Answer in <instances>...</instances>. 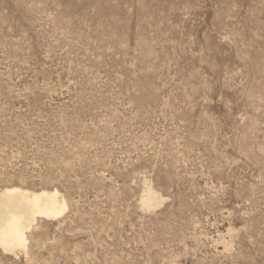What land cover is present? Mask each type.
I'll return each instance as SVG.
<instances>
[{
  "label": "rangeland",
  "instance_id": "374dc122",
  "mask_svg": "<svg viewBox=\"0 0 264 264\" xmlns=\"http://www.w3.org/2000/svg\"><path fill=\"white\" fill-rule=\"evenodd\" d=\"M10 185L69 206L0 264H264V0H0Z\"/></svg>",
  "mask_w": 264,
  "mask_h": 264
},
{
  "label": "bare ground",
  "instance_id": "6f19581e",
  "mask_svg": "<svg viewBox=\"0 0 264 264\" xmlns=\"http://www.w3.org/2000/svg\"><path fill=\"white\" fill-rule=\"evenodd\" d=\"M163 201L151 186L145 187L141 195L142 208L152 210L162 205ZM68 206L66 197L57 189L3 187L0 189V250L5 255L27 254L32 238L28 234L34 230L37 220L63 218Z\"/></svg>",
  "mask_w": 264,
  "mask_h": 264
}]
</instances>
